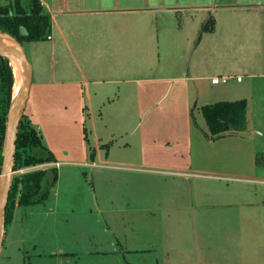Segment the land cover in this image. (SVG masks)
<instances>
[{
  "label": "rangeland",
  "instance_id": "rangeland-1",
  "mask_svg": "<svg viewBox=\"0 0 264 264\" xmlns=\"http://www.w3.org/2000/svg\"><path fill=\"white\" fill-rule=\"evenodd\" d=\"M5 1L0 0V5ZM239 42L226 45L220 39L221 46L217 45L216 52L213 51L219 69H213L216 67L214 65L205 72L206 79L195 82L176 80L173 87L172 82L159 79L163 73L120 68L122 114L119 111L103 113L102 117L100 113L91 117L82 110L64 108V86L55 85L48 89L45 76H41L42 81L39 80L36 50L32 43L22 42L29 63L31 66L34 64V81L23 113L37 128L43 143V147L34 148L33 153L43 156L47 149L62 164L57 168L59 178L51 185L45 200L15 207L7 229L10 231L1 250L0 264H93L91 256L80 254L71 261H65L67 258L61 253L64 247L65 251L71 248L66 238L73 239H70L72 246L75 240H79V245L83 244L86 249L95 247L92 231L96 228L91 226V210L99 187L96 174L87 164L92 162V147L98 140L103 141L102 155L108 152L112 160L110 166H113H102L104 169L101 170L125 174L126 185L139 187L137 190L142 193L155 196V201L158 193L165 188L174 193L175 204L181 207L169 209L168 212L171 218L182 220L175 238L180 237L182 247H187L182 251L187 252L194 263L198 258L200 264H204L209 257L208 264H244L239 259L241 249L245 247L250 250L256 245L263 256L264 203L258 204V200H255L257 196L251 190L255 191L256 187L241 180L245 178L243 168L249 166L251 161L249 142L242 140L239 133L219 139L206 135L202 131L207 129L206 122L199 108L202 104L216 101H233L254 88L255 95L263 104H255L250 110L251 117L256 122L255 127L263 128L264 78L259 74L264 73V61L258 60V56L263 53L264 45L255 40L258 45L254 49L256 51L250 56L249 52H245L252 59L240 65L231 64L233 60L224 63V53H233ZM42 44V53L45 54L49 42L46 39ZM89 45V49L83 44L79 48L100 60L99 76L105 77L110 65L115 70L120 67L118 64L122 60L119 59V48H116L119 44L116 47L98 44L101 49L97 56L95 52L91 54L94 45ZM41 63L44 64L43 61ZM92 71L87 66V72ZM214 75H226L231 79L227 83L212 84L210 76ZM237 75L242 81L238 82ZM36 104L42 105V108L31 112L30 108ZM106 106H109L108 101ZM238 132L243 134L242 131ZM260 138L264 139L263 136ZM260 138H256L255 153L257 161L264 163V144ZM105 175L108 176L107 173ZM256 186L262 188V184ZM257 194L261 197V192ZM191 198H195L196 203L192 204ZM160 199L157 211H148L145 216L149 221L156 220L157 224L169 218L167 210H164L169 206V193ZM129 202L132 203L131 200ZM247 203L252 205H245ZM256 207L263 223L253 225L251 221L243 220L242 214L248 217ZM129 213L131 219L144 218L142 213H136V209ZM235 226L242 231L236 233ZM242 242L245 245L242 246ZM154 254L146 253L150 258ZM151 262L149 260L144 264ZM136 264L139 262L136 261Z\"/></svg>",
  "mask_w": 264,
  "mask_h": 264
},
{
  "label": "crops",
  "instance_id": "crops-1",
  "mask_svg": "<svg viewBox=\"0 0 264 264\" xmlns=\"http://www.w3.org/2000/svg\"><path fill=\"white\" fill-rule=\"evenodd\" d=\"M41 3L44 12L51 17V30L50 38H47L49 49L45 54L42 53L43 41L29 42L33 44V49L37 53V57L35 56L38 58L37 77L42 81L41 76L43 78L45 76L47 82L45 85L48 89L55 85L64 86V108L82 110V113H87L91 117L95 113H100L101 117L103 113L119 111L122 114L120 80L122 67L133 69L135 72L145 70L148 73H163L159 79L172 82L173 87L176 80L195 82L206 79L205 72L214 65L216 67L213 69H219V62L213 51L216 52L217 45L221 46L220 39L226 45L240 40L233 53L230 55L228 52L224 53V63L233 60L231 64L235 65L252 59L249 56L258 46L255 40L264 45V0H42ZM208 19L214 20L212 31L202 29ZM82 44L86 49L90 48L89 44L94 45L91 54L95 52L96 56L101 49L98 44L114 46L119 44L115 47L119 48V59L122 60L121 64L120 62L118 64L120 67L115 70L110 65L107 68L110 70L109 73L105 77L99 76L100 60L79 48ZM245 52H249V56L245 55ZM262 52L258 56L260 61H264V50ZM94 64L95 66H92ZM32 66L33 82L34 64ZM87 66L93 69L92 73L87 72ZM259 76L264 78V73H260ZM240 98L247 101L246 127L243 130L228 131L222 137L239 133L242 140L249 142L251 161L249 166L243 168L242 175L245 178L241 180L255 186L256 192L251 190L257 196L255 200H258V204L264 203V163L257 161L255 153V141L258 137H264V125L263 128L255 127L256 122L250 111L256 103H263L255 95L254 88L235 100ZM107 101L110 109L106 106ZM203 105L205 104L199 108ZM41 108L42 105L36 104L30 111L37 112ZM207 130L202 129L205 134H208ZM238 131H242L243 134ZM260 139L264 144V139ZM102 143L103 141L98 140L92 147L94 150L90 158L92 162L87 164L96 174L99 187V192H95L91 210L93 213L91 226L93 225V229L96 228L92 231L95 247L86 249L83 244L79 245V240H75L72 246L70 239H73L66 238V243L71 248L65 251L64 247V252L61 253L67 258L65 261H71L74 256L84 254L92 257L93 264H136V261L144 264L149 260L152 264H200L198 258L194 263L192 257L182 251L187 247H182L180 237L175 238L179 228L181 229L182 220L171 218L172 215L168 212L169 209L181 207L180 204L179 206L175 204L174 193L165 188L158 193L156 196L158 199L155 201V198L153 199L155 196L142 193L141 190H137L139 187L126 185L125 174L101 170L104 169L102 166L113 167L110 166L112 160L108 152L105 156L101 153ZM61 164L56 160L55 163L38 165V168L35 166L25 168V171L48 170L54 167L56 175L54 174L53 185L59 178L57 168ZM256 184H262V188H258ZM93 187L95 191V186ZM257 192H261V197ZM168 193L170 195L168 205L171 207L167 206L164 210H167L169 218L163 219L160 224H157L156 220H147L146 212H156L161 202L160 197L164 198ZM191 200L192 204L196 203L195 198ZM249 204L252 205L251 203L245 205ZM134 209L136 213H142L141 216L144 218L131 219L129 212ZM242 216L245 218L243 220L251 221L252 224L263 223L257 207L253 214L247 217L243 213ZM7 229L5 237L10 231ZM235 230L237 233L240 230L239 226H235ZM243 237L245 239V236ZM241 245L245 243L242 242ZM80 248L83 250L80 251ZM256 248L260 247L256 245L250 250L243 247L241 250L244 254H239V259L241 258L244 264H264V255L261 256ZM146 253L155 254L150 258ZM209 260V257L206 261L203 260L204 264H208Z\"/></svg>",
  "mask_w": 264,
  "mask_h": 264
},
{
  "label": "trees",
  "instance_id": "trees-1",
  "mask_svg": "<svg viewBox=\"0 0 264 264\" xmlns=\"http://www.w3.org/2000/svg\"><path fill=\"white\" fill-rule=\"evenodd\" d=\"M214 20L208 19L203 30L212 31ZM51 30V17L44 12L40 0H8L0 5V33L22 42L44 41ZM15 75L8 57L0 55V169L6 130V118L13 96ZM246 99L216 101L201 106L208 134L212 139L228 131L243 130L246 127ZM43 147L42 137L30 119L23 113L18 124L14 170L56 162L46 149V155H36L33 149ZM56 175V169L52 168ZM46 169L27 171L12 175L5 211L6 229L12 219L15 207L28 206L47 198L52 184L46 178ZM56 180V177H55ZM54 184V183H53Z\"/></svg>",
  "mask_w": 264,
  "mask_h": 264
},
{
  "label": "water",
  "instance_id": "water-1",
  "mask_svg": "<svg viewBox=\"0 0 264 264\" xmlns=\"http://www.w3.org/2000/svg\"><path fill=\"white\" fill-rule=\"evenodd\" d=\"M0 35L8 36L14 42H16V44L0 45V55L8 57L9 60H10L9 55L16 57L23 74L20 88L16 94H14V86H13L12 101L9 106L7 118H6V130H5L4 146L2 152V163L0 169V254H1V250L4 244L5 232H6L5 211L8 201V193L10 189L11 178L14 173L16 134H17L18 124L22 118L27 100L29 98L33 69L26 57L23 46L16 39H14L13 37L7 34L0 33ZM46 178L48 180V183L52 184L54 180L53 169L49 168L46 171Z\"/></svg>",
  "mask_w": 264,
  "mask_h": 264
},
{
  "label": "bare ground",
  "instance_id": "bare-ground-1",
  "mask_svg": "<svg viewBox=\"0 0 264 264\" xmlns=\"http://www.w3.org/2000/svg\"><path fill=\"white\" fill-rule=\"evenodd\" d=\"M10 44H16L11 38L5 35H0V45H10ZM10 60L13 64L14 72H15V85H14V94H16L20 88L21 82H22V71L19 66V62L16 59V57L9 55Z\"/></svg>",
  "mask_w": 264,
  "mask_h": 264
},
{
  "label": "built area",
  "instance_id": "built-area-1",
  "mask_svg": "<svg viewBox=\"0 0 264 264\" xmlns=\"http://www.w3.org/2000/svg\"><path fill=\"white\" fill-rule=\"evenodd\" d=\"M42 1V0H41ZM48 38H50V36L48 35ZM237 80L240 81L242 78L240 76H236ZM231 79V77L226 76V75H222V76H214L211 79L212 84L214 83H227L229 80ZM57 165V164H56ZM26 172L25 169H19V170H14V173H24Z\"/></svg>",
  "mask_w": 264,
  "mask_h": 264
}]
</instances>
